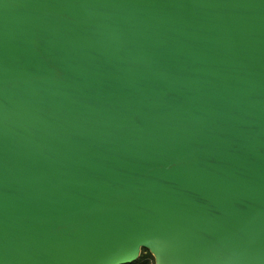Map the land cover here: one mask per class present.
I'll return each instance as SVG.
<instances>
[{
  "label": "water",
  "instance_id": "95a60500",
  "mask_svg": "<svg viewBox=\"0 0 264 264\" xmlns=\"http://www.w3.org/2000/svg\"><path fill=\"white\" fill-rule=\"evenodd\" d=\"M264 264V0H0V264Z\"/></svg>",
  "mask_w": 264,
  "mask_h": 264
},
{
  "label": "trees",
  "instance_id": "16d2710c",
  "mask_svg": "<svg viewBox=\"0 0 264 264\" xmlns=\"http://www.w3.org/2000/svg\"><path fill=\"white\" fill-rule=\"evenodd\" d=\"M152 260L153 256L151 253L147 249L142 248L138 258L130 264H153Z\"/></svg>",
  "mask_w": 264,
  "mask_h": 264
},
{
  "label": "rangeland",
  "instance_id": "374dc122",
  "mask_svg": "<svg viewBox=\"0 0 264 264\" xmlns=\"http://www.w3.org/2000/svg\"><path fill=\"white\" fill-rule=\"evenodd\" d=\"M153 261V260H152ZM154 264V262H152Z\"/></svg>",
  "mask_w": 264,
  "mask_h": 264
}]
</instances>
